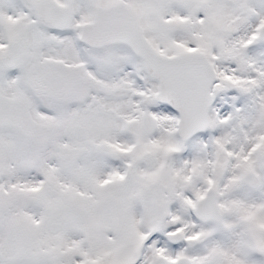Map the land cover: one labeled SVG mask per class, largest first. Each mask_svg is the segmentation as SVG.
I'll list each match as a JSON object with an SVG mask.
<instances>
[{"label": "snow or ice", "instance_id": "snow-or-ice-1", "mask_svg": "<svg viewBox=\"0 0 264 264\" xmlns=\"http://www.w3.org/2000/svg\"><path fill=\"white\" fill-rule=\"evenodd\" d=\"M0 264H264V0H0Z\"/></svg>", "mask_w": 264, "mask_h": 264}]
</instances>
